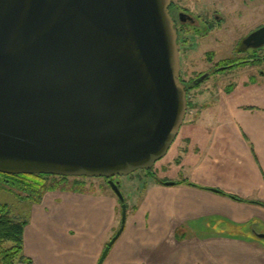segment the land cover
<instances>
[{
    "label": "water",
    "instance_id": "95a60500",
    "mask_svg": "<svg viewBox=\"0 0 264 264\" xmlns=\"http://www.w3.org/2000/svg\"><path fill=\"white\" fill-rule=\"evenodd\" d=\"M170 6L0 0V172L107 178L124 201L114 177L151 170L189 109ZM245 41L263 46L264 25ZM127 215L123 203L120 227L98 264Z\"/></svg>",
    "mask_w": 264,
    "mask_h": 264
},
{
    "label": "crops",
    "instance_id": "0c3cea01",
    "mask_svg": "<svg viewBox=\"0 0 264 264\" xmlns=\"http://www.w3.org/2000/svg\"><path fill=\"white\" fill-rule=\"evenodd\" d=\"M234 84L185 120L144 182L119 181L130 208L103 264H264V205L249 201L264 202V83ZM23 203L32 262L16 264H98L117 229L112 191H46Z\"/></svg>",
    "mask_w": 264,
    "mask_h": 264
},
{
    "label": "flooded vegetation",
    "instance_id": "af4514ba",
    "mask_svg": "<svg viewBox=\"0 0 264 264\" xmlns=\"http://www.w3.org/2000/svg\"><path fill=\"white\" fill-rule=\"evenodd\" d=\"M261 1L171 0L170 9L179 35L181 80L188 87V94L191 89L208 79L217 78L236 67H253L257 68L260 74L264 73L261 69L264 45L255 46L245 41L250 34L264 25ZM237 18L247 24L240 28L241 35L235 36L231 41V20ZM192 55L204 56L206 68L200 70L193 78L187 79L182 65L183 61H190ZM248 80L256 82V74L248 75Z\"/></svg>",
    "mask_w": 264,
    "mask_h": 264
},
{
    "label": "rangeland",
    "instance_id": "374dc122",
    "mask_svg": "<svg viewBox=\"0 0 264 264\" xmlns=\"http://www.w3.org/2000/svg\"><path fill=\"white\" fill-rule=\"evenodd\" d=\"M261 16H262V23H264V0L261 1ZM231 21L233 23H231V27L229 30V39L232 41L235 36L241 35L242 30L240 28H242V26L246 25L247 23L244 24L242 22L243 20L241 21V19H238V18L235 20L232 19ZM232 43L234 44V42ZM230 49H232V45ZM204 59L205 57L202 55H199V56L192 55L190 61H185V62L183 61V65H182L183 73L187 79L193 78L194 76H196L200 70H205L206 64L204 62ZM261 69L264 72V61L262 62ZM254 73L256 74L257 82L259 81V82L264 83V73L260 74L257 68L246 66V67H236V69L234 68L233 70L227 71L226 73L219 75L217 78L212 77L208 79L207 81L203 82L198 87L191 89L188 94L189 104L191 107L187 111L185 120L193 119L198 112L205 109L207 105L211 104V102L217 100V98L221 97L222 95L224 96L223 90H225V87L234 84L238 80L243 81L244 79L248 78V75L254 74ZM215 79L217 80V82H215ZM155 166L152 169H155ZM148 171L149 170H146V169H140L132 173V175H128L130 176L129 178H122L121 176H116L114 177V179L116 181H120V180L124 181L125 183L127 182L129 183L132 181L144 182V180L148 176H151L152 174L151 172H148ZM6 179H9V178L6 176L0 175V201L7 202L8 204L11 205L12 209H17V215L21 213V216H23L24 214H26L25 210L27 206V204L23 202L30 201L29 198L28 199L22 198V197H27V193L21 191L17 187H12L11 185L4 184L3 180H6ZM85 181H86V188L90 192L112 191L116 195L114 190L109 185L108 179L106 180V178L93 177V178H87ZM120 186H121L120 188L122 192H124V189H127L124 187L125 185L123 186L120 184ZM55 190L64 191L62 189H55ZM55 190H49V191H55ZM129 208L130 206L128 205V209ZM121 213H122V207H121V204L119 203L118 209H117V229L116 231L120 227ZM10 246H12L10 242L3 243L2 245V247L4 248H9Z\"/></svg>",
    "mask_w": 264,
    "mask_h": 264
},
{
    "label": "trees",
    "instance_id": "16d2710c",
    "mask_svg": "<svg viewBox=\"0 0 264 264\" xmlns=\"http://www.w3.org/2000/svg\"><path fill=\"white\" fill-rule=\"evenodd\" d=\"M235 84L229 85L227 90L231 91ZM188 89V87H187ZM189 104V108H190ZM148 172H151L149 170ZM153 174V173H152ZM0 175L6 176L9 179L3 180L4 184L11 185L12 187H17L21 191L27 193V197H22L23 199H28L32 202H40L42 196L46 191L62 189L64 191L88 193L90 192L86 188V179L90 177H69V176H58L50 174H5ZM158 181L163 182L156 175H153ZM107 180V178H106ZM190 185L196 186L195 183L189 182ZM121 187V186H120ZM215 190L221 193L223 191L214 188H207ZM229 196L245 200L236 195L228 194ZM121 207L123 203L127 204V198L121 201L118 198ZM252 202H257L264 205L262 201L249 200ZM128 208V204H127ZM28 224V219L20 216H13V209L7 202L0 201V264H16L19 262L31 263L32 260L24 255V232L25 227ZM10 242L12 246L9 248L2 247L3 243ZM108 244V243H107ZM106 244V245H107Z\"/></svg>",
    "mask_w": 264,
    "mask_h": 264
}]
</instances>
